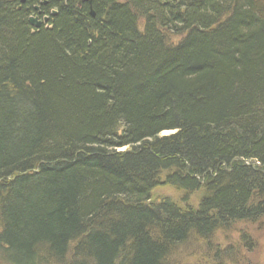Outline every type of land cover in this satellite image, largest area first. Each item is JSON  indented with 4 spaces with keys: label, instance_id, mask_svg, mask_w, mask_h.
I'll return each mask as SVG.
<instances>
[{
    "label": "trees",
    "instance_id": "obj_1",
    "mask_svg": "<svg viewBox=\"0 0 264 264\" xmlns=\"http://www.w3.org/2000/svg\"><path fill=\"white\" fill-rule=\"evenodd\" d=\"M263 224L264 0H0V264H245Z\"/></svg>",
    "mask_w": 264,
    "mask_h": 264
},
{
    "label": "rangeland",
    "instance_id": "obj_2",
    "mask_svg": "<svg viewBox=\"0 0 264 264\" xmlns=\"http://www.w3.org/2000/svg\"><path fill=\"white\" fill-rule=\"evenodd\" d=\"M34 19H36L37 22H39L40 24L41 23L44 24L42 21L40 22V20H38V18H34ZM169 133L170 132H166V133H164V135H167ZM164 191L165 190L161 191L160 194H163ZM159 192H160V190H159ZM166 193L170 194L169 192H166ZM259 225H257V227L253 226L252 228L247 227V226H242V228H240L243 230H247L246 232L249 235L253 236V239H256V241H257L255 248L249 253L250 259L245 264H251L252 261H254L255 263H258V264H264V224L261 227H259ZM240 229H238V230H240ZM237 235H238V233L235 231H233V233L231 231H228L225 234L223 232L218 233V235L216 236V243H217V238H218L217 245L221 248V250H223V246H225L226 244H229L231 241H232L231 243H234L233 238H235ZM209 249H211V248L209 247ZM209 252L211 253V255H210L211 257L214 256V252H212V250H210ZM180 253L181 252L178 251V253L176 255H179ZM247 254H248V252H247ZM193 255H194V257H196L195 261H194ZM196 255L197 254H195V253H191L188 257H186V258L182 257L180 259L177 258V256L176 257L174 256L173 264H207V262L205 261L206 260L205 258L196 256ZM247 257H248V255H247ZM213 262L218 263L219 260L216 261L214 259ZM222 264H226V261L224 260V263H222Z\"/></svg>",
    "mask_w": 264,
    "mask_h": 264
},
{
    "label": "water",
    "instance_id": "obj_3",
    "mask_svg": "<svg viewBox=\"0 0 264 264\" xmlns=\"http://www.w3.org/2000/svg\"><path fill=\"white\" fill-rule=\"evenodd\" d=\"M81 2H82V1H81ZM91 15H92V12H91ZM46 21H47V18H44V19L42 20L43 23H46ZM29 23H30V25L34 26L35 28H38V27L41 25V24H40L39 22H37V20L34 19V18H30V19H29Z\"/></svg>",
    "mask_w": 264,
    "mask_h": 264
}]
</instances>
